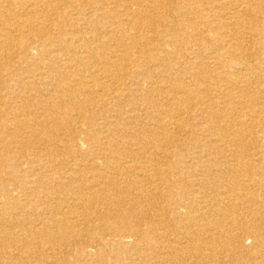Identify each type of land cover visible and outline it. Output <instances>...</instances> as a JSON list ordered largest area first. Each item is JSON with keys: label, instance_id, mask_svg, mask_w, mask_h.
I'll list each match as a JSON object with an SVG mask.
<instances>
[{"label": "bare ground", "instance_id": "bare-ground-1", "mask_svg": "<svg viewBox=\"0 0 264 264\" xmlns=\"http://www.w3.org/2000/svg\"><path fill=\"white\" fill-rule=\"evenodd\" d=\"M0 264H264V0H0Z\"/></svg>", "mask_w": 264, "mask_h": 264}]
</instances>
